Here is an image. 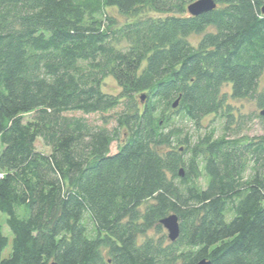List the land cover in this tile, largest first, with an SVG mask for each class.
Masks as SVG:
<instances>
[{"label":"trees","instance_id":"trees-1","mask_svg":"<svg viewBox=\"0 0 264 264\" xmlns=\"http://www.w3.org/2000/svg\"><path fill=\"white\" fill-rule=\"evenodd\" d=\"M195 1L0 0V264H264V135L229 103L264 109V0Z\"/></svg>","mask_w":264,"mask_h":264},{"label":"rangeland","instance_id":"rangeland-1","mask_svg":"<svg viewBox=\"0 0 264 264\" xmlns=\"http://www.w3.org/2000/svg\"><path fill=\"white\" fill-rule=\"evenodd\" d=\"M110 14L117 18L121 24H124L128 22L124 17H122L117 9H108ZM201 36H195L191 37L190 40L193 45L197 44L199 41V38ZM260 85L258 88V91H262L264 89V73L263 76L260 79ZM104 90L106 93H112L117 94L120 91V87L117 86L116 81L113 79V77H109L105 84H104ZM224 92L230 93L231 86H225L223 89ZM230 104L233 105V113L235 115V120H238L237 125H233L234 128L230 131L232 132H241V137L245 136L247 138H254L264 135V116L261 114L264 112V109H261L258 106V103L251 100H233L230 99ZM121 107L117 108L116 110L109 111V113H98V114H90V115H83L82 113H70V115L73 116H82L85 117L87 121H90L95 126H106L109 129L114 128L117 123L115 120V116L117 113L121 111ZM202 128L197 131V129L192 128L191 132L195 135L199 133H205L210 132V130H215L216 136H221V134L224 133V124H225V118L221 114H215V115H209V117H206L202 120ZM35 146L40 152L43 153H50L51 149L47 145H44L43 141L41 139H38L35 143ZM118 149V143H114L111 147V153H115ZM1 151V147H0ZM6 215L3 213H0V220L3 224V232L5 235H7L10 239V243L8 244V247L5 249L2 257L8 258V256L12 252V235L10 234L9 227L5 223ZM165 235L168 237V231L165 229ZM150 236H153L156 238V235L154 232H151Z\"/></svg>","mask_w":264,"mask_h":264},{"label":"water","instance_id":"water-1","mask_svg":"<svg viewBox=\"0 0 264 264\" xmlns=\"http://www.w3.org/2000/svg\"><path fill=\"white\" fill-rule=\"evenodd\" d=\"M217 7L215 0H197L193 2L188 7V11L191 16H199L202 14H205L207 12H211L215 10ZM262 12L264 13V6L262 8ZM143 97V96H142ZM145 97H143L144 99ZM178 100L174 103V108L178 107ZM264 116V112L261 113ZM181 176L184 177L185 172L183 170H180ZM161 224L168 230V238L172 241L178 240L180 234H181V228H180V222L179 217H177L175 214H170L166 218L161 220ZM51 264H58L56 262H53ZM198 264H211V262L204 260Z\"/></svg>","mask_w":264,"mask_h":264}]
</instances>
